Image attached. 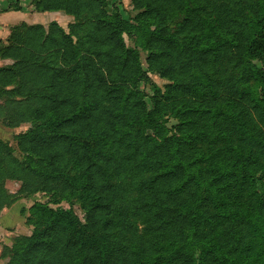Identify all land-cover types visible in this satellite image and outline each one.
Listing matches in <instances>:
<instances>
[{
	"label": "trees",
	"instance_id": "16d2710c",
	"mask_svg": "<svg viewBox=\"0 0 264 264\" xmlns=\"http://www.w3.org/2000/svg\"><path fill=\"white\" fill-rule=\"evenodd\" d=\"M131 1L126 22L105 0H35L74 23L21 25L0 41L12 62L0 121L35 126L15 138L24 162L0 139V219L38 194L77 197L84 214L81 231L70 212L36 204L32 235L0 259L264 264V71L252 65L264 59V0ZM149 72L168 83L151 107L135 88Z\"/></svg>",
	"mask_w": 264,
	"mask_h": 264
},
{
	"label": "rangeland",
	"instance_id": "374dc122",
	"mask_svg": "<svg viewBox=\"0 0 264 264\" xmlns=\"http://www.w3.org/2000/svg\"><path fill=\"white\" fill-rule=\"evenodd\" d=\"M34 1L35 0H0V10L7 12L12 11L16 8L23 7L27 12L24 13L23 17L20 18L19 22L29 23L30 26L42 25L48 27L49 24L56 22L65 31H68V27L74 23V19L66 16L64 13H34ZM107 9L110 13H119L121 18L126 22H132L137 16V12L133 10L131 0H105ZM4 18H2L3 20ZM7 23L14 24L8 17H5ZM178 22V21H177ZM173 28V31H175ZM124 40L129 49H133L137 46L136 38L134 35H124ZM146 58V54L142 53L143 61ZM12 65V62H1L0 67H6ZM259 71H264V59H258L252 62ZM168 83L161 79L157 74L153 72L147 73L146 77L139 82L135 88L144 94L148 106L151 107L150 98L154 94L156 88L163 89ZM0 103H2L0 101ZM168 127L171 128L176 122L172 118H166ZM33 125H24L18 129H8L3 126L0 121V139L9 144L15 152V156L22 162L25 161V157L19 152L15 138L21 134L34 129ZM89 146L95 148L97 142L92 141L88 143ZM102 149V147H97ZM71 176L78 177L79 174L71 172ZM7 189L15 194L20 190V184L15 182H7ZM52 198L46 194H38L30 197L29 199H19V201L8 211H4V219L0 221V255L4 247H11L13 240L20 236H31L36 225H38L31 218L30 210L36 204L49 205L50 208L56 210L61 209L66 212H70L74 219L77 220L79 230L82 231L84 225V214L82 211V205L77 197L71 198L68 201H62L58 204L52 203ZM16 207V208H15Z\"/></svg>",
	"mask_w": 264,
	"mask_h": 264
},
{
	"label": "crops",
	"instance_id": "0c3cea01",
	"mask_svg": "<svg viewBox=\"0 0 264 264\" xmlns=\"http://www.w3.org/2000/svg\"><path fill=\"white\" fill-rule=\"evenodd\" d=\"M21 10L20 11H1L0 10V41L5 43L8 38L10 37L12 30L15 27L21 26V25H26V26H30L29 23H25V22H19L20 18L23 17L24 13L27 12L28 14H30V12L26 11L25 8H23L22 6L20 7ZM33 11L34 13H40L38 12L35 7L33 6ZM8 17L9 20H11L14 24L12 25L11 23H7L5 17ZM2 18H4L2 20ZM32 26V25H31ZM1 61V60H0ZM1 62H7V61H1ZM11 62V61H8ZM5 67V66H4ZM1 68V67H0ZM14 208V207H13ZM12 208V209H13ZM16 208V207H15ZM5 211H8L5 210ZM4 213L2 214V217L0 219V221H2L4 219ZM5 220V219H4ZM2 247H0L1 249ZM2 251V250H1ZM7 261H3L0 259V264H6Z\"/></svg>",
	"mask_w": 264,
	"mask_h": 264
}]
</instances>
